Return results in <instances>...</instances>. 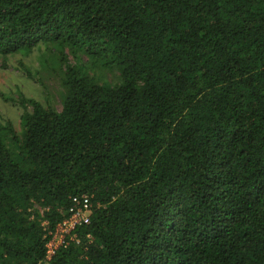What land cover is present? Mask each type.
<instances>
[{
    "label": "trees",
    "instance_id": "obj_1",
    "mask_svg": "<svg viewBox=\"0 0 264 264\" xmlns=\"http://www.w3.org/2000/svg\"><path fill=\"white\" fill-rule=\"evenodd\" d=\"M48 41L60 109L0 123V264H264V0H0L4 61Z\"/></svg>",
    "mask_w": 264,
    "mask_h": 264
},
{
    "label": "rangeland",
    "instance_id": "obj_2",
    "mask_svg": "<svg viewBox=\"0 0 264 264\" xmlns=\"http://www.w3.org/2000/svg\"><path fill=\"white\" fill-rule=\"evenodd\" d=\"M59 46L48 41L29 51H17L7 55L4 61L0 54V123L10 120L18 132L21 130V115L25 108L21 100L33 98L44 105L60 109L65 90L63 83L64 64L59 58ZM69 60L77 61L83 51L75 57L68 47L64 48ZM5 64V66L3 65ZM98 81H116L118 71L114 66L100 63L88 64ZM30 108L29 103H25Z\"/></svg>",
    "mask_w": 264,
    "mask_h": 264
},
{
    "label": "built area",
    "instance_id": "obj_3",
    "mask_svg": "<svg viewBox=\"0 0 264 264\" xmlns=\"http://www.w3.org/2000/svg\"><path fill=\"white\" fill-rule=\"evenodd\" d=\"M92 202L87 195L74 197V204L70 208V215L57 224L52 237L47 243V257L54 252L55 248L65 241L66 234H69L76 223L87 221L92 210ZM75 236L72 234L70 237Z\"/></svg>",
    "mask_w": 264,
    "mask_h": 264
}]
</instances>
